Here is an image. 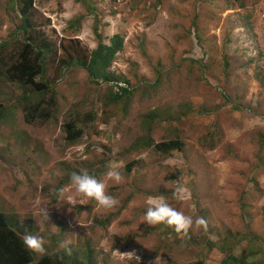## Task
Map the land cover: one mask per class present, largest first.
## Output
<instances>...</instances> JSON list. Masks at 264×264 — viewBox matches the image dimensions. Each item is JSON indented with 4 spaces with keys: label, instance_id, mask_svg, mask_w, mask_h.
I'll use <instances>...</instances> for the list:
<instances>
[{
    "label": "rangeland",
    "instance_id": "obj_1",
    "mask_svg": "<svg viewBox=\"0 0 264 264\" xmlns=\"http://www.w3.org/2000/svg\"><path fill=\"white\" fill-rule=\"evenodd\" d=\"M22 6L0 0V54H7L0 212L8 223L42 237L45 254L66 264H219L243 252L244 264H264V0H33L25 30ZM75 15L83 16L78 27ZM95 31L106 44L123 37L106 69L115 81L64 65L68 57L88 60ZM29 42L57 52L36 77L51 90L26 122L23 108L41 92L6 70ZM69 121L85 130L74 141L66 138ZM146 133L153 145L176 139L181 146L139 147ZM109 170L122 181L109 179ZM74 172L104 181L117 205L78 196ZM180 186L183 201L174 198ZM158 196L194 221L202 217L206 230L147 226V201Z\"/></svg>",
    "mask_w": 264,
    "mask_h": 264
},
{
    "label": "trees",
    "instance_id": "obj_2",
    "mask_svg": "<svg viewBox=\"0 0 264 264\" xmlns=\"http://www.w3.org/2000/svg\"><path fill=\"white\" fill-rule=\"evenodd\" d=\"M33 0H23V6L20 9V14L22 16V28L26 29V20H27V11L31 7ZM86 11L93 12V6L90 4H85ZM83 19L81 15H75L74 20L71 23H75V27L79 26L80 20ZM96 36L98 37V43L96 48L90 51L88 60H84L79 57H68L65 62V66H71L73 64L80 65L84 67L89 75L94 79L102 78L105 81H115V77L112 76L109 72L106 71L107 67L112 62V59L115 53L122 47L123 37L120 34H114L110 37V42L106 44L102 41L101 36L97 31H95ZM44 41V39H42ZM42 41V42H43ZM42 45H35L32 42L26 43L23 45L22 50H20L17 60L10 66L6 72L10 75V80H17L20 84L28 85L31 87V90L35 93L41 92L40 99L36 102L35 105L25 106L23 108L24 119L26 122H31L32 117L35 115V111L39 106L44 103V96L46 93L51 90L50 85H47L42 78L37 79V75H42L46 71L45 67V58L49 54H56V49L53 48L47 43ZM46 42V41H45ZM6 42L0 43V46H3ZM5 54H0V65H5L6 60ZM7 55V54H6ZM127 83V81H125ZM121 93H127L129 89L124 85H118ZM23 97L27 98V95ZM119 95L115 94L112 96L113 100L118 99ZM53 94L47 100L48 103L54 104ZM5 106L0 104V120L5 116ZM43 111L44 108H41ZM31 115L29 118L27 115ZM42 115V114H39ZM46 115V114H45ZM45 117V116H43ZM66 138L69 141H74L78 137L84 135V128L75 121H69L64 125ZM151 130V128L149 129ZM139 147L154 146L160 152L168 153L172 150L180 148L181 142L178 140H172L168 143L154 144L150 134L146 133L144 138L136 142ZM171 155V154H169ZM247 256L243 253L240 255H233L223 257L219 264H230L229 259H235L239 264H244L243 258ZM229 258V259H228ZM0 264H66L61 260L56 254L46 253L40 256L37 259L33 258L31 250L27 249L23 244V235L17 232L8 222L3 213L0 212ZM67 264H73L69 262ZM91 264V263H90ZM188 264H204L201 260L188 263ZM207 264V262H206Z\"/></svg>",
    "mask_w": 264,
    "mask_h": 264
},
{
    "label": "clouds",
    "instance_id": "obj_3",
    "mask_svg": "<svg viewBox=\"0 0 264 264\" xmlns=\"http://www.w3.org/2000/svg\"><path fill=\"white\" fill-rule=\"evenodd\" d=\"M118 85H123V83H118ZM118 85L117 90L120 91ZM106 175L115 183H120L123 179L118 171L109 170ZM70 182L74 186L75 192L78 196L95 200L102 208H112L118 203L114 196L107 193L106 183L102 180H98L88 172H74L70 177ZM186 191L187 190L183 186L177 187L174 190V198L177 201L185 200ZM147 205L144 214V222H146L149 227H155L158 224H166L167 226L172 227L176 233L184 235L188 234L193 225L197 228L202 227L205 230L207 228V222L202 217L196 218L194 221L191 216L185 215L183 212L172 207L164 196L150 198L147 201ZM42 211L43 215L47 218V212L45 209ZM23 244L27 249L41 255L46 252L45 241L40 236L26 234L23 236Z\"/></svg>",
    "mask_w": 264,
    "mask_h": 264
}]
</instances>
